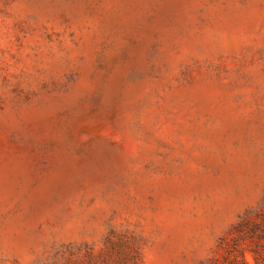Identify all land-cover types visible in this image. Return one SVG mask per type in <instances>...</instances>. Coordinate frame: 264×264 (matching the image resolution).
Instances as JSON below:
<instances>
[{"label": "rangeland", "instance_id": "374dc122", "mask_svg": "<svg viewBox=\"0 0 264 264\" xmlns=\"http://www.w3.org/2000/svg\"><path fill=\"white\" fill-rule=\"evenodd\" d=\"M263 207L264 0H0V264H207Z\"/></svg>", "mask_w": 264, "mask_h": 264}, {"label": "trees", "instance_id": "16d2710c", "mask_svg": "<svg viewBox=\"0 0 264 264\" xmlns=\"http://www.w3.org/2000/svg\"><path fill=\"white\" fill-rule=\"evenodd\" d=\"M207 264H264V207L234 225Z\"/></svg>", "mask_w": 264, "mask_h": 264}]
</instances>
